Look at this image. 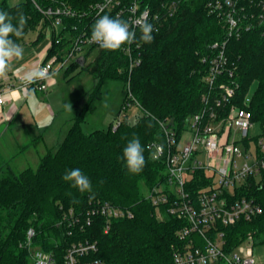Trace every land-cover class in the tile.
Wrapping results in <instances>:
<instances>
[{"label": "trees", "instance_id": "trees-1", "mask_svg": "<svg viewBox=\"0 0 264 264\" xmlns=\"http://www.w3.org/2000/svg\"><path fill=\"white\" fill-rule=\"evenodd\" d=\"M35 1L41 7L53 3L52 0ZM57 1L79 12L98 0ZM167 1L170 0H140L152 11ZM208 1L180 0L174 14L154 29L150 44L139 40L140 29H136L137 39L131 45L138 46L136 51L140 52L141 63L130 74L128 58L122 49H95L96 56L87 66L94 76L93 85L62 141L38 156L36 168L16 171L9 162L0 167V264H31L24 246L26 231L31 226L36 231L34 242L52 252L57 264H63L64 252L71 243L86 240L97 245L90 257L109 264L170 261L173 248L182 241L176 232L186 221L167 214L163 219L157 218L154 207L145 197L147 190L165 177L164 164L151 158L147 145L150 141L162 140L158 121L168 118L174 126H181L185 117L201 106L200 96L207 89L203 79L207 61L202 58L209 53V44L225 39L226 30L224 21L208 12ZM0 11L11 15L13 24L18 22L19 12L27 17L24 35L16 40L18 44L24 42L31 30L39 28L38 35H43L48 25L33 0L12 5L0 0ZM64 21L81 25L89 22V18L76 16ZM149 23L154 28V22ZM225 52L231 79L238 84L233 103L248 109L252 120L263 124L264 24L255 21L238 38L228 39ZM74 65L79 64L73 61ZM128 76L130 91L141 114L134 121H129L124 114L115 128L109 124L106 129L84 133L81 127L84 116L95 109L103 83L116 79L125 84ZM248 94L250 103L245 106L243 100ZM126 100L125 97L123 105ZM123 105L119 115L125 109ZM133 136L139 137L144 147L146 163L139 174L129 173L123 159V149ZM76 168L90 179L92 193H80L62 179L66 172ZM198 179L196 176L195 180ZM241 196L254 198L261 212L250 220H240L224 228L228 249L248 232L257 236L264 234V170L258 180L251 178L234 190L233 198ZM102 201L128 207L134 215L131 219L113 220L107 232L103 231L104 219L98 215L90 224L84 221L82 228L63 220V212L70 208L77 214L82 213L84 220L89 205Z\"/></svg>", "mask_w": 264, "mask_h": 264}, {"label": "built area", "instance_id": "built-area-1", "mask_svg": "<svg viewBox=\"0 0 264 264\" xmlns=\"http://www.w3.org/2000/svg\"><path fill=\"white\" fill-rule=\"evenodd\" d=\"M52 1L51 5L41 7L33 0L48 20L44 29L51 34L37 65L49 67L50 73L67 69L69 62L80 56L85 58L91 48H99L90 42L93 25L99 17H118L129 22L134 31L139 28V21H153L156 29L174 14L180 2H163L152 11L140 0H98L86 10L76 12L64 2ZM206 6L209 13L224 21L225 39L209 44V53L202 58L207 61L203 77L207 89L200 96L199 110L186 116L181 126H174L168 118L158 121L162 140L150 141L147 148L153 160L164 164L165 177L149 188L145 197L154 207L157 218L163 219L167 214L186 221L176 232L181 243L173 248L170 261L164 264H264V253L255 255L258 248L264 252V234L257 236L248 232L230 249L224 235V228L240 220H250L261 212L254 198H233L236 188L251 178L258 180L264 170V123L255 137L249 136L254 121L248 109L232 101L238 84L231 79L225 49L228 39L238 38L255 21L264 24V0H209ZM76 16L89 18V22L77 25L64 21ZM121 49L128 58L130 74L141 63L140 52L136 51L138 46L124 45ZM47 86L48 80L28 85L23 81L7 84L0 87V104L5 103L7 94L15 88L44 91ZM125 87L127 100L123 108L131 101L139 107L130 91L129 76ZM250 98L249 94L245 96V106ZM82 215L70 208L63 212V220L82 228L84 221L90 224L98 215L104 219L103 231L107 232L113 220L131 219L134 214L128 207L102 201L89 205L84 220ZM35 236V229L29 227L24 246L31 263L57 264L52 252L34 242ZM96 250L95 241L73 242L64 252L63 264H109L90 257Z\"/></svg>", "mask_w": 264, "mask_h": 264}, {"label": "rangeland", "instance_id": "rangeland-1", "mask_svg": "<svg viewBox=\"0 0 264 264\" xmlns=\"http://www.w3.org/2000/svg\"><path fill=\"white\" fill-rule=\"evenodd\" d=\"M10 5L16 4L23 0H7ZM38 30L29 31L24 42L20 44L24 48V58L20 61L14 62V66L22 64L30 67V63L33 58L36 57V50L43 43L42 41L50 40V30H44V35L39 43H33V40L37 37ZM42 42V43H41ZM96 56V50L93 49L85 56V63L81 65H73V61L69 62V70L63 69L60 72L53 75L55 81L50 86L47 93L31 92V98L23 105L20 114L23 113L21 121H24V126L34 124V122H42V119H47V116L43 113L35 112V107L41 102L42 109L47 108L49 105L54 112V117L49 118L50 127L53 129L62 128L61 134L58 132L55 136L49 139V146L56 148V146L62 141L66 128L72 123V118L76 116V108L78 110L82 107L87 99V92L92 87L94 82V76L88 69V64L92 63ZM67 67V68H68ZM254 88V85L253 87ZM252 91H250L251 93ZM40 95H46L45 100H40ZM48 95V96H47ZM126 97L125 84L116 79H107L101 87V95L95 100V109L92 112H88L84 116V121L81 124L84 133H90L96 129H106L109 124H116L119 119L125 114L129 121H134L137 116L141 114L140 108L135 104H129L125 107L122 113L119 115V109L123 105V101ZM72 105V111H69L66 105ZM78 104V105H77ZM123 107V106H122ZM50 117V116H49ZM260 123L254 121V125L249 131L250 137H255L260 132ZM24 161H23V160ZM38 165V157L35 160V155L26 154L14 161V169L20 171L25 167L36 168ZM261 248L256 249L255 255H263ZM30 257V256H29ZM31 262V260H30ZM32 264V263H31Z\"/></svg>", "mask_w": 264, "mask_h": 264}, {"label": "clouds", "instance_id": "clouds-1", "mask_svg": "<svg viewBox=\"0 0 264 264\" xmlns=\"http://www.w3.org/2000/svg\"><path fill=\"white\" fill-rule=\"evenodd\" d=\"M146 15L147 13L144 14V16ZM12 21L13 17L8 12L0 11V79H6L8 73L13 71L14 62L24 58V48L16 43V40L24 35L27 17L23 12H19L18 22L13 24ZM138 27L140 29L139 40L146 44L152 43L154 40L152 35L153 25L141 20L138 22ZM136 39L137 34L130 27L129 22L109 15H103L96 20L90 36V42L108 51H116L124 45H131ZM53 75L55 73H50L49 67L33 65L24 72L23 83L26 85L34 84L38 81L49 80ZM66 107L69 111H72L71 104L66 105ZM146 115L151 116V113L146 112ZM149 127H151V124H149ZM123 159L129 173L139 174L143 170L146 160L144 147L139 137L133 136L128 141L123 149ZM62 179L70 182L71 187L77 189L80 193H92L90 179L79 168L66 172Z\"/></svg>", "mask_w": 264, "mask_h": 264}, {"label": "crops", "instance_id": "crops-1", "mask_svg": "<svg viewBox=\"0 0 264 264\" xmlns=\"http://www.w3.org/2000/svg\"><path fill=\"white\" fill-rule=\"evenodd\" d=\"M37 30L38 33L41 31L39 28H37ZM43 35L37 34L33 43H39L42 39H44L42 38ZM42 42L41 46L37 48L35 52L36 57L32 59L28 69H30L33 65H37L38 61L43 56L48 40L47 42L44 40ZM28 69L22 64L15 65L13 67V71L8 73L6 79H0V87H4L7 84L16 85L23 81L24 72ZM54 81L55 79L52 76V78L48 80V86L44 91H39L33 88H15L7 94L5 103L0 104V167L4 166L7 162L13 166L14 161L24 157L26 154L35 155L36 160V158L40 154H43L47 149H52L51 146H49V139L52 136H55L57 132L58 134H61L62 128L53 129L50 127L49 118L51 119L55 115L50 106L48 105L47 108L45 106V108L42 109V104L39 102V104L35 107V112L37 115L39 113L45 114L47 119H42V122L37 121L34 122V124H29L28 128L27 126H24V121H21L23 113L20 114V112L23 105L31 98L32 91L40 92V94L44 92L47 93L50 86L54 84ZM45 96L46 95H40V100H45ZM75 108L77 109V114L81 107L79 110L76 106ZM73 119L74 118H72V120ZM70 125L66 128V132Z\"/></svg>", "mask_w": 264, "mask_h": 264}, {"label": "water", "instance_id": "water-1", "mask_svg": "<svg viewBox=\"0 0 264 264\" xmlns=\"http://www.w3.org/2000/svg\"><path fill=\"white\" fill-rule=\"evenodd\" d=\"M84 61H85V59H84L83 56H80V57H78V58L76 59V62H77L79 65H81V66L84 65Z\"/></svg>", "mask_w": 264, "mask_h": 264}]
</instances>
